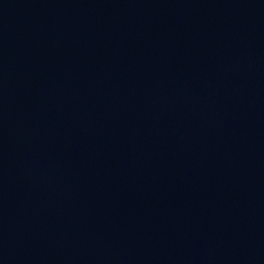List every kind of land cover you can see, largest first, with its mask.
I'll return each mask as SVG.
<instances>
[{"label": "water", "instance_id": "1", "mask_svg": "<svg viewBox=\"0 0 264 264\" xmlns=\"http://www.w3.org/2000/svg\"><path fill=\"white\" fill-rule=\"evenodd\" d=\"M0 264H264V0H0Z\"/></svg>", "mask_w": 264, "mask_h": 264}]
</instances>
